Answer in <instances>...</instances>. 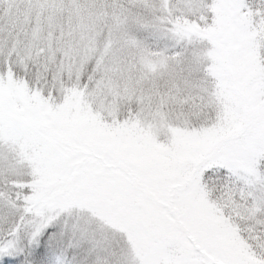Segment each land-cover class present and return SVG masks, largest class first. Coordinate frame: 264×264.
Masks as SVG:
<instances>
[{
	"label": "snow or ice",
	"instance_id": "1",
	"mask_svg": "<svg viewBox=\"0 0 264 264\" xmlns=\"http://www.w3.org/2000/svg\"><path fill=\"white\" fill-rule=\"evenodd\" d=\"M0 264H264V0H0Z\"/></svg>",
	"mask_w": 264,
	"mask_h": 264
}]
</instances>
